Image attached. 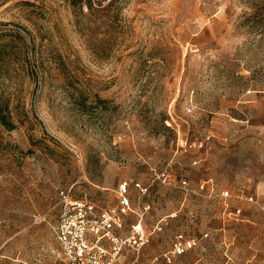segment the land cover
I'll list each match as a JSON object with an SVG mask.
<instances>
[{
    "label": "rangeland",
    "instance_id": "rangeland-1",
    "mask_svg": "<svg viewBox=\"0 0 264 264\" xmlns=\"http://www.w3.org/2000/svg\"><path fill=\"white\" fill-rule=\"evenodd\" d=\"M124 181L139 264H264V0H0V264H62L60 192Z\"/></svg>",
    "mask_w": 264,
    "mask_h": 264
},
{
    "label": "built area",
    "instance_id": "built-area-1",
    "mask_svg": "<svg viewBox=\"0 0 264 264\" xmlns=\"http://www.w3.org/2000/svg\"><path fill=\"white\" fill-rule=\"evenodd\" d=\"M132 190L146 195L149 189L140 183L124 181L118 186L117 203L105 209L86 200L74 199L70 191L60 192V211L54 234L62 264H123V259L129 255V264H139L141 251L151 240L152 233L145 222V215L151 208L139 205L141 212L135 213ZM131 214H136L135 221L128 225L127 218ZM36 221L39 220L36 218ZM196 247V239L179 235L173 244L172 255L182 257ZM225 264L234 263L228 259Z\"/></svg>",
    "mask_w": 264,
    "mask_h": 264
},
{
    "label": "trees",
    "instance_id": "trees-1",
    "mask_svg": "<svg viewBox=\"0 0 264 264\" xmlns=\"http://www.w3.org/2000/svg\"><path fill=\"white\" fill-rule=\"evenodd\" d=\"M81 1H82V0H81ZM4 124L6 125L7 123H4ZM9 129H12V126H10Z\"/></svg>",
    "mask_w": 264,
    "mask_h": 264
}]
</instances>
